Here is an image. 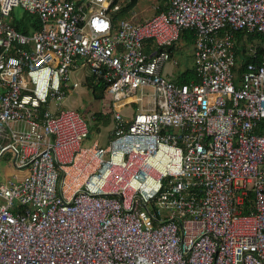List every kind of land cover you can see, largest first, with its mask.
I'll return each instance as SVG.
<instances>
[{
	"label": "built area",
	"instance_id": "1",
	"mask_svg": "<svg viewBox=\"0 0 264 264\" xmlns=\"http://www.w3.org/2000/svg\"><path fill=\"white\" fill-rule=\"evenodd\" d=\"M127 1L0 0V156L26 169L0 181V264H264V0L114 22ZM16 6L40 26L15 29ZM186 30L180 83L162 69ZM78 59L114 104L105 144L63 105Z\"/></svg>",
	"mask_w": 264,
	"mask_h": 264
},
{
	"label": "rangeland",
	"instance_id": "2",
	"mask_svg": "<svg viewBox=\"0 0 264 264\" xmlns=\"http://www.w3.org/2000/svg\"><path fill=\"white\" fill-rule=\"evenodd\" d=\"M29 16V13L20 6H16L12 10V17L14 19L26 21ZM174 48L173 56L170 61L168 60L170 64L172 63V73L171 75H167V77L176 81L178 73L183 71L187 66L192 67L193 56L190 44L182 36L175 42ZM174 61L175 63H173ZM151 91L149 87H144L142 91L137 89L133 97H141L143 108H145ZM72 95L77 100L74 108L78 109L81 115L88 119L90 127L87 137L83 139L81 144L83 146L90 145L95 138H99L101 142L103 141L102 143L107 142V132L111 126V112L114 110L113 102L107 100L105 97L107 94L105 95V93L102 98H96L91 91L75 92ZM141 101L138 100L132 104L134 111H138ZM93 114L97 116L94 120L92 119ZM13 157L14 153L11 150L4 151L0 156V181H5L6 177L10 176V173L16 169Z\"/></svg>",
	"mask_w": 264,
	"mask_h": 264
},
{
	"label": "crops",
	"instance_id": "3",
	"mask_svg": "<svg viewBox=\"0 0 264 264\" xmlns=\"http://www.w3.org/2000/svg\"><path fill=\"white\" fill-rule=\"evenodd\" d=\"M167 2H168V0H132L130 8L121 14L119 13L115 19V22H116L117 18H119V17L120 18H127V19L133 18L134 20H137V21L142 20L146 17L151 16L154 12L164 9L166 7ZM11 17H12V14H11ZM188 44H190V46H191L192 42H189ZM148 46L153 47L152 44H150ZM174 51H175V48L172 50V53H174ZM172 53H171V58L173 56ZM173 63H175V61ZM169 65H170V67H169ZM188 69H192L194 71L193 67L187 66L185 69H183V71L178 73L177 80L182 75V73H184ZM171 73H172V63L170 64V62L166 61V63L163 66V69H162V74L167 77V75H171ZM193 73L195 74V72H193ZM69 77H70L69 81L77 82V86L70 89V92L65 96V98L63 100V105L66 107L74 108L77 100L72 94L75 92H85V91H91V93L94 94V92L92 91V87H91V80L94 81V77H93V75L90 74L87 66L81 63L80 59L76 60L75 65L70 68ZM193 79H195V77H193ZM190 80H192V79H190ZM99 98H102V97H99ZM133 103H135V102H133ZM133 103L125 105V106H121L118 109L125 116L130 115L134 111L133 107H132ZM140 106L143 107L142 101H141ZM149 106H150V104L147 103V106L145 108H147ZM74 109H76V108H74ZM76 110H78V109H76ZM94 115L95 114L92 115V118ZM96 118H97V116H96ZM111 126H112V118H111ZM108 133H109V130L107 132V139L109 138ZM95 139H97L99 141V143H101V144L106 143V142L102 143L103 141L101 142L99 140V138H95ZM25 174H26L25 168H20V169L16 168L13 172L10 173V176L15 175V177L19 179V178L23 177V175H25Z\"/></svg>",
	"mask_w": 264,
	"mask_h": 264
},
{
	"label": "trees",
	"instance_id": "4",
	"mask_svg": "<svg viewBox=\"0 0 264 264\" xmlns=\"http://www.w3.org/2000/svg\"><path fill=\"white\" fill-rule=\"evenodd\" d=\"M132 0L127 1L126 5L122 6L120 11H118L116 14H113L112 20L115 22V19L117 17V15L120 13H123L124 11L128 10L130 8ZM30 16L27 17V20H17L12 18V24L14 26L15 29H17L20 32L23 33H29L30 31H32L33 29H37L40 26V21L38 19L37 16L33 15V14H29ZM182 38L189 42H192L193 40V35L192 32L189 30L184 31L181 34ZM152 44V41H148L146 44V50L149 53L153 52V48L151 46H148ZM174 49V46H171L168 48L169 52L172 53V50ZM194 71L192 69H188L187 71H185L184 73H182V75L179 77V79L177 80V82H188L190 79H193V77H195V74L193 73ZM91 87H92V91L94 92V96L96 98L98 97H102L104 92H105V87L99 85V83L95 82V77H94V81L91 80ZM252 208V200L251 198L248 199V201L246 202L245 206L243 207V212L247 213L250 212Z\"/></svg>",
	"mask_w": 264,
	"mask_h": 264
},
{
	"label": "clouds",
	"instance_id": "5",
	"mask_svg": "<svg viewBox=\"0 0 264 264\" xmlns=\"http://www.w3.org/2000/svg\"><path fill=\"white\" fill-rule=\"evenodd\" d=\"M15 167V166H14Z\"/></svg>",
	"mask_w": 264,
	"mask_h": 264
}]
</instances>
